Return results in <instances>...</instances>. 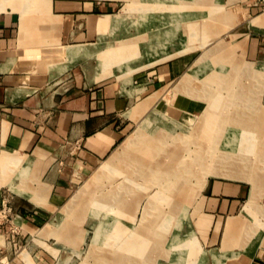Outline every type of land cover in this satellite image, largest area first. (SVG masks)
<instances>
[{
    "label": "crops",
    "instance_id": "1",
    "mask_svg": "<svg viewBox=\"0 0 264 264\" xmlns=\"http://www.w3.org/2000/svg\"><path fill=\"white\" fill-rule=\"evenodd\" d=\"M124 1L13 0L10 4L0 0L1 7L7 6L0 11V154L17 152L25 160L32 178L27 185L34 190L29 198L7 183L0 184V206L5 209L9 204L14 210L9 223L0 220V264L14 262L13 248L33 234L40 235L38 230L72 198L74 184L109 159L138 124L155 120L156 114L172 107L179 110L171 117L181 121L180 127L186 118L200 117L206 107L203 97L187 90H179L181 96L170 94L177 78L174 88L187 74L194 78L206 74L200 60L203 48L184 51V42L173 50L168 44L155 51L154 29L148 28L142 39L130 31L129 25L138 20L122 13L129 5ZM147 1L145 5L154 4ZM176 4L182 6V25L187 24L183 39L206 33L210 45L226 43L225 54L236 63H252L264 72L262 1L178 0ZM110 46L125 55L124 62L99 69L100 57ZM197 49L201 52L194 56ZM233 66L222 68L228 71ZM246 83L244 88L252 85ZM243 91L248 102L255 97L253 103L264 105V87L261 99L251 97L252 90ZM159 106L162 109L156 110ZM167 121L175 123L159 119L153 124L164 127ZM10 168L12 163L3 164L1 183ZM13 177L15 186L26 181L18 173ZM207 181L202 206L192 218L199 249L174 254V264H264V227L258 208L264 206V190L258 206L250 209L248 182L213 177ZM5 187L11 192L4 193ZM44 219L49 220L42 223ZM228 228L231 233L226 238Z\"/></svg>",
    "mask_w": 264,
    "mask_h": 264
},
{
    "label": "rangeland",
    "instance_id": "2",
    "mask_svg": "<svg viewBox=\"0 0 264 264\" xmlns=\"http://www.w3.org/2000/svg\"><path fill=\"white\" fill-rule=\"evenodd\" d=\"M138 1L143 3L132 4V0H125L124 2L129 5L124 7L122 13H127L128 15H131L133 19L138 20L129 26H131L130 31L134 32L135 35H139V39L146 37V31L148 28L149 31L152 28L154 29L155 38L153 48L155 51H157V47H165L168 44H170L169 47L173 50L174 46H182V43L184 42V51L194 49L198 46L204 50L200 60H203L206 66V74H204L202 78H194L192 75L187 74L181 79L177 88H174L173 86H175L179 81V78H177L171 83V95L181 96L182 93L180 91L187 90L192 94H197L198 96L203 97L207 102V100L211 97V93H220L222 94V103L220 104V107L223 111H227L228 106H232L231 113L233 114L230 113V115L234 118L232 119L234 121H236L237 118H240V111H242L241 106L246 107L247 104L249 105V103H247L248 98L244 99L242 97L246 96L244 95L243 89H245V93H247V90H252L250 92L251 97L252 95H255L256 98L260 96L259 99H261V93L264 87V72L254 69L252 67V63H246L245 65L247 67H251V70L256 73V76L261 78L256 77L255 73H253L252 76L249 75L247 73L248 70L244 72L242 67L245 68V65L242 66L239 63L236 65L234 59L225 54V51L228 49L226 43L216 42L213 45H210L211 38L207 36L206 33H192V36L187 37L186 39L182 38V32H184L182 28H184L187 24L185 26L182 25V6L176 4L178 0H154V4L149 6L145 5V3L148 2L147 0ZM150 1L151 0H149V2ZM9 2L10 4H13V0H9ZM6 7L7 6H0V11L5 10ZM124 10L126 12H124ZM258 19V17L255 18L254 22H258L256 21ZM150 45H152L151 42ZM114 48V46H110L101 55L98 66L99 69L102 65L106 64L107 66L105 70H109L110 68L115 67L116 64L121 65L122 62H124L125 55L117 54ZM200 52L201 49H197L196 52H194V56H199ZM173 56L178 57L180 55H172V57ZM110 60L111 63L107 62ZM225 64H234V66L231 70L226 71V68H222ZM238 67L240 69H237ZM256 71L260 73L257 74ZM229 75H239L240 81H234V84L231 83L230 86V83H227L228 81L224 80L225 77H228ZM246 80H249L252 85L244 88L243 82L246 83ZM195 84H197L196 88H194ZM226 84H228V86H226ZM254 89H256L257 92L254 91ZM240 94L242 95L240 96ZM233 96H240L241 98H236L235 100L233 99ZM254 98L255 97L251 100V105L253 106L252 111H250L251 114L255 113L252 115L255 125L252 129L256 130V123L262 122L259 128V130H261V133L259 134L261 144L251 155L235 152V149H220L218 152L211 150L209 153L206 147H209L210 145L206 139L201 140V145H199V143H194V140H197L198 137L200 140L202 131L201 128H197V125L204 114L203 111L207 108L208 102L206 107L202 110L203 114H199L200 117L197 118L195 116H190L186 118L187 120H185L184 125L180 127L178 124L181 123V121H177V119L171 117L173 115L178 116L179 110L168 107L163 113L156 114L154 118L155 120L151 119L149 122L147 121L145 123L138 124L135 131L132 132L125 142L118 148V150H116L121 151L129 143V141L134 139L137 140L140 137L144 138V141L147 143H151L149 146L153 145L152 143L154 140H160L159 145H157L158 149H160L159 146L163 145V143L166 144H164L166 147H169L170 145L174 146L172 141L182 136V141L180 140L182 143V160L184 163H188V166H182V168L197 172L196 176L189 175L190 182L182 183V198L179 199V201L182 202V207L180 209H170V206L168 205L170 199L168 198V203L164 211L169 212L167 214V227H170V231H168L163 237L156 238V245L159 244L158 246H151L150 243L155 241L153 235L160 231L156 232L151 229L147 230L149 233V246H147V248L151 251L149 255H135L136 251H134V248L131 249V246H127L120 255V252H118L119 250L112 255L111 251L108 250L107 245L109 235L111 234L109 229L113 226L119 225V227H123L125 229L124 231H126L127 234L133 236L135 230H140L142 227L147 228V225L143 224L145 221L143 217V206L145 205L144 197L146 195L154 196L156 194L155 196H157L161 194L163 188L165 189L168 184L165 185L164 183L162 188V183H153L150 175L145 176L142 174L143 171H149L151 168L152 159L150 158L147 159L148 162L141 161V163L144 164H136L134 160H130V158L125 157L116 161V164L113 167L108 166V162L112 157L111 156L109 159L105 160L92 170L90 175L88 177L86 176L82 182L74 184L75 186L74 193L71 196L72 198L67 201L68 203L66 202L62 206L59 213L55 215L50 222L38 230V234L40 235L35 236L33 234L27 242L21 244V247L13 248L15 259L12 264H166L167 262H165L164 259H168L170 264H174L175 261L172 257L174 254H183L187 249H190L192 252H194L196 248L199 249L198 239L196 238L195 232L192 230V218L202 206V192L206 182H208V178H226L248 182L250 185L252 184L247 201V208L250 209L258 206L259 200L263 194L264 120L262 121L261 117L262 112H264V105L259 101L256 102V100L253 103ZM161 107L162 106L157 107L156 110L162 109ZM246 109L247 108H245V111H247ZM255 109L260 110V112H256ZM241 113L243 114V112ZM159 119L173 120L175 123L167 121L164 127H159L158 125L160 124L157 126L154 125L153 123H156ZM201 138H204V136ZM143 143L144 142H141V145H143ZM145 153L146 152H144V155ZM212 153L215 156H213ZM150 154L151 153L148 151L147 155L149 157H151ZM162 160L166 162L167 157H163ZM249 161L252 164L248 165ZM9 170L10 169H8V171ZM15 173L16 172L6 173L4 178L6 180L2 183L0 182V184L7 183L17 194L32 198L34 195L33 191H29V193L27 192L26 194L19 193L21 192L19 189H25L28 183L24 181L23 186H15L12 184V178H14L13 176ZM253 176H256V181L253 180ZM124 182H126V185L122 184ZM16 184H19V182H16ZM193 189L194 191L192 192ZM3 190L4 193L11 192L7 189V187ZM190 191L192 192L191 194H189ZM111 192L116 193L119 198L122 196V202H114L108 206L102 204L99 200ZM187 196H189V198ZM171 200H173V198ZM76 204L77 206L74 210L72 212H68L67 208L70 210V207H74ZM0 208L3 210L0 213V220L7 221V223H9V221H11L14 217V210L10 209L9 204L5 209L1 206ZM258 208L262 213V220H260L259 224L264 227V206L262 207L259 205ZM160 216L162 215L159 211H157L154 215L149 216V220H153V218L157 219ZM48 220L44 219L42 223H46ZM142 221L143 223L141 224ZM105 229H107L108 232H106ZM190 233L194 234L193 236L195 239L191 238ZM230 233L231 230L228 228L226 238L230 235ZM180 235L182 236V239ZM185 235H187V238ZM190 239H192V241ZM112 241L116 243L115 239H112ZM183 241H185L186 246L182 247ZM2 255H4V253ZM193 257V255H190V260ZM188 264L191 263L188 262Z\"/></svg>",
    "mask_w": 264,
    "mask_h": 264
},
{
    "label": "bare ground",
    "instance_id": "3",
    "mask_svg": "<svg viewBox=\"0 0 264 264\" xmlns=\"http://www.w3.org/2000/svg\"><path fill=\"white\" fill-rule=\"evenodd\" d=\"M256 21H259V19ZM237 64L238 63H236V65ZM237 69H240V68L238 67ZM242 70L244 72H246V70H248L247 73L251 76L253 73H255V72H253V70H251V67H247L246 65H245V68L242 67ZM256 72H257V74L260 73L258 71H256ZM255 76H256V73H255ZM256 77H259V76H256ZM259 78H261V77H259ZM224 80L228 81L227 83H230V86H231V83L234 84L233 83L234 81L239 82L240 77H239V75L238 76L229 75L228 77H225ZM259 81H261V80H259ZM226 86H228V84H226ZM221 95L222 94H220V93H214L213 92V93H211V97L207 100V102H208L207 108L204 111V114H203V112L201 113L203 115H202L201 120L199 121V123L197 125L198 129L201 128V131H202L201 137L204 136V138L200 137V140H199V137H198L197 140H194V143H199V145H201V142H202L201 140L206 139L210 145L209 147H206L208 149V152L211 150L218 152L220 149H223V150L235 149L234 150L235 152H241V154L242 153L247 154V155L253 154V152H255V150H257V147L261 144V140L259 138V134L261 133V130H259V128H260L262 122L256 123V127H257L256 130L252 129V127L255 126L253 119H252V117H253L252 115H254L255 113L254 114L250 113V111H252V106H253V105H251L252 101L250 100L251 102H247V103H249V105L247 104L246 107L241 106L242 111H240V118H237V120L234 121V120H232L234 118H232L230 116V113L232 112V111H230V106H228L227 111H223L221 109V107H220V104L222 103V96ZM244 103H246V102H244ZM245 108H247L246 109L247 111H245ZM258 111L260 112V110H256V112H258ZM237 112H239V111H237ZM241 112H243V114ZM231 114H233V113H231ZM261 118L263 121L264 120V112H262ZM256 120H257V118H256ZM180 140L182 141V136H180V138H177L176 140L172 141L174 144V146L172 145L173 147L171 145L169 147L168 146L166 147V146H164L165 143H163V145L159 146L160 149H158L157 145H159L160 140H158V139L154 140L152 143L153 145L149 146L151 143H147L146 141H144V138L140 137L137 140L134 139V140L129 141V143L124 147V149H122L121 151L114 152L112 157L110 158V160L108 162V166H113V167L115 166L116 161H119L120 159H123L125 157L130 158V160H134L136 164H144V163H141V161L145 162V161H147L148 158H150V159H152L151 160L152 165L150 166L151 168L149 169V171H146V170L143 171L142 174L145 176L150 175V177L152 178L151 181H153V183H155V182L162 183L161 184L162 188H163L164 183H165V185L168 184L165 187V189L163 188L161 194H159L157 196H155L156 194L154 196L146 195L144 197L145 198V205L143 206V209H144L143 217H144L145 221H144V223L142 221L141 224L142 223L146 224L147 228L142 227L140 230H135V233H134L135 235L133 234V236L130 234H127L126 231H124L125 229L123 227L122 228L119 227V225L113 226L109 229V232H111V234L109 235V239L107 238L108 239L107 245H108V250L111 251L112 255L115 252H117V250H119L118 252H120L119 253V255H120V254H122V251H124L126 249L127 246L128 247L131 246V249L134 248L135 249L134 251H136L135 255L139 254L142 256L143 255L147 256V255H149V253H151L150 249L148 250V248H147V246H149V242H148L149 233L147 232V230L151 229V230H154L156 232L160 231L157 233L154 232L155 234L153 235V237H154L155 241L150 243L151 246H153V245L158 246L159 244L156 245V238L163 237L164 235L167 234L168 231H170V227H167L168 226L167 214L169 212L164 211V209L168 203L167 202L168 198L170 199V202L168 204L170 206V209L171 208L172 209H180L182 207V202L179 201V199L182 198V193H181L182 183L190 182L189 175H195V176L197 175V172H195V171L193 172V171L182 168V166H188L187 165L188 163L187 162L184 163V161L182 160L183 159L182 158V143ZM177 141H179V142H177ZM141 142H144L143 145H141ZM148 151L151 153L150 154L151 157H149L147 155ZM144 152H146L145 155H147L148 157L144 155ZM157 152H158V154H157ZM213 153H212V155H213ZM207 155H208V153H207ZM165 156L167 157L166 162H164L162 160V158ZM213 156H215V155H213ZM193 157H196V156H193ZM188 158H190V157H188ZM210 159H211V157H210ZM233 159H235V158H233ZM24 161L25 160L17 152L16 153L3 152L0 154V166H1V168H2L3 164H6L8 162L10 164L12 163L13 168H10L9 171L11 173L16 172V173H18V175H21V177L24 176L26 178L25 182L28 183L29 181L32 180V178L28 177V175H27L29 168ZM235 163H236V161H235ZM192 164H194V163H192ZM250 164H252V163H250V161H249L248 165H250ZM189 168H191V167H189ZM149 172H150V174H149ZM251 173H252V171H251ZM223 174H224V172H223ZM253 180L256 181V176L255 177L253 176ZM122 184L126 185V182H124ZM28 185L25 187V189H19L21 191L19 193H25L26 194L27 192L29 193V191H34L33 188L28 186ZM193 191H194V189L192 190V192ZM192 192L190 191L189 194H191ZM82 193H83V191H82ZM187 197L189 198V196H187ZM172 198H173V200H171ZM79 199H81V198H79ZM94 199H96V198H94ZM77 201H76V203H77ZM99 201L102 204H105L106 206H108L114 202L115 203L116 202L121 203L122 202V196L119 198L116 193L111 192V193L107 194L106 196H103L101 198V200H99ZM79 203H81V202H79ZM136 203H138V202H136ZM70 205H71V203H70ZM76 206H77V204L74 205V207L73 206L70 207V210L67 208L68 212L69 211L72 212ZM183 207H184V203H183ZM157 211H159L162 216L158 217L157 219L153 218V220H149V216L154 215V213H156ZM16 221L19 222L20 219L18 218V219H16ZM150 222H151V224H150ZM105 231L108 232L107 229H105ZM190 234H191V238L195 239L193 236L194 234L193 233H190ZM112 239H115L116 243L113 242ZM192 239H190V240L192 241ZM185 241H186V239H185ZM185 241L182 242V247L186 246ZM131 262H132V260H131Z\"/></svg>",
    "mask_w": 264,
    "mask_h": 264
},
{
    "label": "built area",
    "instance_id": "4",
    "mask_svg": "<svg viewBox=\"0 0 264 264\" xmlns=\"http://www.w3.org/2000/svg\"><path fill=\"white\" fill-rule=\"evenodd\" d=\"M259 1H262L264 3V0H259Z\"/></svg>",
    "mask_w": 264,
    "mask_h": 264
}]
</instances>
